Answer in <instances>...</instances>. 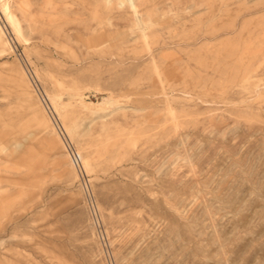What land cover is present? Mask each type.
Instances as JSON below:
<instances>
[{
	"label": "rangeland",
	"instance_id": "374dc122",
	"mask_svg": "<svg viewBox=\"0 0 264 264\" xmlns=\"http://www.w3.org/2000/svg\"><path fill=\"white\" fill-rule=\"evenodd\" d=\"M0 264H264V0H0Z\"/></svg>",
	"mask_w": 264,
	"mask_h": 264
},
{
	"label": "bare ground",
	"instance_id": "6f19581e",
	"mask_svg": "<svg viewBox=\"0 0 264 264\" xmlns=\"http://www.w3.org/2000/svg\"><path fill=\"white\" fill-rule=\"evenodd\" d=\"M131 3H132V1H131ZM130 6H132V5H130ZM133 7V6H132ZM9 16H7V18H8ZM9 20V19H8ZM11 20V19H10ZM9 42V41H8ZM105 101V99L104 98H102V100L99 102V103H102V102H104ZM107 101V103H109L110 101H111V99H107L106 100ZM60 103V102H59ZM80 156V155H79Z\"/></svg>",
	"mask_w": 264,
	"mask_h": 264
}]
</instances>
